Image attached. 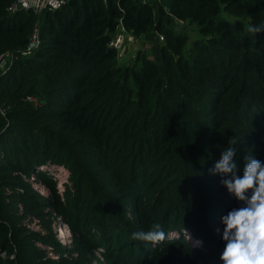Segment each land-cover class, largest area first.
Masks as SVG:
<instances>
[{
  "label": "trees",
  "instance_id": "1",
  "mask_svg": "<svg viewBox=\"0 0 264 264\" xmlns=\"http://www.w3.org/2000/svg\"><path fill=\"white\" fill-rule=\"evenodd\" d=\"M15 1L0 0V53L17 54L0 73V264H86L96 245L109 264H222L221 218L244 205L210 170L232 146L239 174L250 155L264 164V33L248 32L264 0H65L39 14L9 11ZM176 19L197 29L187 52ZM35 26L38 45L21 55ZM121 28L156 36L155 57L120 64L109 42ZM50 162L70 171L78 220L103 236L88 242L68 221L78 256L60 262L36 242L70 251L21 225L7 192ZM18 196L61 204L54 189L55 201ZM157 224L162 242L133 239Z\"/></svg>",
  "mask_w": 264,
  "mask_h": 264
},
{
  "label": "rangeland",
  "instance_id": "2",
  "mask_svg": "<svg viewBox=\"0 0 264 264\" xmlns=\"http://www.w3.org/2000/svg\"><path fill=\"white\" fill-rule=\"evenodd\" d=\"M173 29L176 32H181L187 36V44L185 46V51L187 52L188 48L191 46L194 39L198 37L197 29L194 25L189 24L187 21L185 23H175L173 26ZM158 43V39H156V36L154 35H148V36H141V37H135L131 33H125V40L123 43V47L118 50L119 54V63L125 64L126 62L130 61L134 56L135 53L140 50L144 52L147 57L150 59H153L155 57L154 49ZM4 52L11 51L7 50ZM3 52V53H4ZM22 180V182L27 185V188H24L23 186L20 188H14L13 190H7L10 196H13L9 200L13 203L14 202V211L16 215L20 218V224L21 225H29L31 228L30 230L39 234H48L49 232H52L55 234V229L57 226L62 223V221L67 225L65 226L66 229V236H67V246L66 247L70 252L64 254H60L58 250V253L60 254L58 260L56 262H60L63 259H74L78 256V253L74 252V245H76V242L74 240L75 235L72 233V229L68 223V221H71L74 223L77 227L82 226L81 230H84L86 235L90 238H88V242L95 240L96 242H102L103 243V236L102 232L99 230V228L96 227L93 221H89L87 223H84L83 220H78L77 218V212L74 208V204H72L73 197L75 195V191L72 186L71 178H70V171L62 164L50 162L46 166H43L42 169L37 170L36 179L31 180L28 178V176H21L14 174ZM53 183V188L49 185L50 183ZM61 182V184H60ZM53 189L55 191V194H57L59 202L61 204H58L56 207H44V208H35L36 206L32 201H29L27 198H23L22 196L18 195H27L28 193H34L36 195H39L42 197V199H48L51 197L54 201L56 198L53 196ZM43 193L42 194H40ZM30 195V194H29ZM83 205H80V208H82ZM124 216L126 220L128 221H134V216L132 213V208L127 207ZM95 221V220H94ZM86 222V221H85ZM81 228V227H80ZM75 229V230H76ZM118 231L115 232L117 234ZM56 236V234H55ZM77 236V235H76ZM57 237V236H56ZM195 240L192 241V243H196L198 240L197 238H194ZM201 240V238H199ZM59 241V240H58ZM77 241V240H76ZM80 239H78V242ZM203 243V241L201 240ZM40 245V246H39ZM38 247L45 248V244H39ZM62 245V244H61ZM63 246V245H62ZM84 247V246H83ZM84 258H86V264H109L106 256H105V248L101 245L93 246L92 248H84L81 250L80 253Z\"/></svg>",
  "mask_w": 264,
  "mask_h": 264
},
{
  "label": "clouds",
  "instance_id": "3",
  "mask_svg": "<svg viewBox=\"0 0 264 264\" xmlns=\"http://www.w3.org/2000/svg\"><path fill=\"white\" fill-rule=\"evenodd\" d=\"M248 32L255 39L264 33V23L250 25ZM236 156V148L228 147L210 170L226 177L223 186L244 205L221 218L226 243L220 260L222 264H264V164L250 155L241 175ZM133 239L156 244L165 239V233L157 224L150 231L134 233Z\"/></svg>",
  "mask_w": 264,
  "mask_h": 264
},
{
  "label": "built area",
  "instance_id": "4",
  "mask_svg": "<svg viewBox=\"0 0 264 264\" xmlns=\"http://www.w3.org/2000/svg\"><path fill=\"white\" fill-rule=\"evenodd\" d=\"M65 2V0H16L13 4H11L8 7L9 11H14L17 8H23V9H33V11L36 14H39L43 9L45 8H49V9H53V8H58L60 7L63 3ZM176 23H185V21L181 20V19H176L175 20ZM125 31L123 28H121V30L117 31L115 34L112 35L111 40L109 42V45L116 48L117 50L121 49V47H123V43L125 40ZM159 39L160 41L164 40V37L162 35H159ZM38 45V27L35 26L32 34L30 36L29 42L27 43V45L20 51L21 55H29L32 50L34 48H36V46ZM17 58V54L11 52H4V53H0V73H3L5 70L8 69L9 65L12 63V61L14 59ZM27 99L31 102H33L35 105L38 103L37 99L35 97L32 96H28ZM2 111V110H1ZM21 176H25L21 174ZM29 179L31 180H35L36 179V175H32V176H28ZM61 184V182H60ZM40 194L43 195V193L40 192ZM29 230H30V226L29 225H25ZM65 226H67L63 221L62 223H60L57 228L55 229V234L57 236V239L59 240V242L63 245V246H67V236H66V229ZM186 240L191 242L193 240H195L193 237H191V235L186 232ZM197 243V242H196ZM196 243H192V244H196ZM37 245L39 244H43L41 242H36ZM47 245V244H45ZM40 246V245H39ZM46 256L48 258H51L53 260H58L60 254H66V253H58L56 252L53 247L51 246H46L44 248Z\"/></svg>",
  "mask_w": 264,
  "mask_h": 264
}]
</instances>
